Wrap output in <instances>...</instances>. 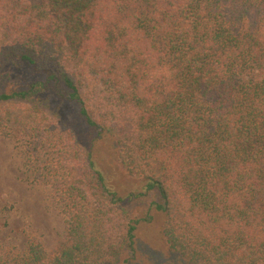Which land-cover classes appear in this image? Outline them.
Here are the masks:
<instances>
[{"label":"trees","instance_id":"16d2710c","mask_svg":"<svg viewBox=\"0 0 264 264\" xmlns=\"http://www.w3.org/2000/svg\"><path fill=\"white\" fill-rule=\"evenodd\" d=\"M16 71L30 79L0 86V132L66 233L52 252L36 235L23 251L0 241V264L128 262L153 209L197 264H264V0H0V83ZM74 107L90 142L62 121ZM109 131L141 191L121 196L98 166ZM141 197L143 218L128 209Z\"/></svg>","mask_w":264,"mask_h":264},{"label":"rangeland","instance_id":"374dc122","mask_svg":"<svg viewBox=\"0 0 264 264\" xmlns=\"http://www.w3.org/2000/svg\"><path fill=\"white\" fill-rule=\"evenodd\" d=\"M37 3L42 0H28ZM16 77L0 86L5 90L11 87L21 89L28 75L16 71ZM33 101L45 110L61 108L59 103L51 105L45 97H36ZM62 121L83 131V137L90 142L95 133L81 121L74 110H61ZM82 122V123H81ZM82 124V125H81ZM94 156L108 183L121 196L132 191H141L143 181L130 176L118 160L115 138L110 131L94 143ZM150 198H136L128 203V209L136 217L143 218L148 211ZM153 219L142 221L136 232L135 257L118 264H197L188 257L170 249L162 235L164 214L155 209L151 211ZM66 222L63 214L54 202L53 190L47 185L33 182V175L27 164L25 149L13 137H5L0 132V241L16 246L20 251L26 248L28 238L36 235L49 251L56 250L64 241ZM131 252H129L130 254ZM128 257V256H126Z\"/></svg>","mask_w":264,"mask_h":264}]
</instances>
